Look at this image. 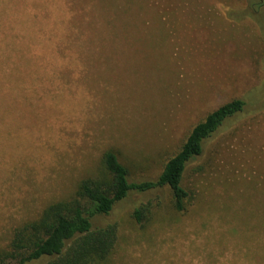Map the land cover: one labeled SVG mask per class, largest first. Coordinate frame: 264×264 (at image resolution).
Returning <instances> with one entry per match:
<instances>
[{
  "label": "rangeland",
  "instance_id": "1",
  "mask_svg": "<svg viewBox=\"0 0 264 264\" xmlns=\"http://www.w3.org/2000/svg\"><path fill=\"white\" fill-rule=\"evenodd\" d=\"M14 1H32L0 0L25 41L32 27L12 14ZM51 1L65 41L56 60L14 67L15 38L0 49L11 75L0 84V246L92 172L105 148L131 180L154 179L195 122L241 98L244 109L186 165L183 211L159 203L140 228L131 209L165 201L163 191L132 192L114 207L109 264H264V0Z\"/></svg>",
  "mask_w": 264,
  "mask_h": 264
},
{
  "label": "trees",
  "instance_id": "2",
  "mask_svg": "<svg viewBox=\"0 0 264 264\" xmlns=\"http://www.w3.org/2000/svg\"><path fill=\"white\" fill-rule=\"evenodd\" d=\"M31 1L29 7L13 2L15 10L12 14L19 13L22 22L30 23L25 26L32 27L24 35L25 41L18 34H12L19 17L7 21L3 17L7 12L6 6L0 5V49L15 38L11 41L16 49L14 67L29 63L33 57L42 63L47 59L56 60L57 57L51 53H58L60 43L65 44L58 31L54 34V22L50 20V12L55 9L52 1ZM8 9L10 11V6ZM39 11H45L47 16L43 25L35 18ZM29 17L33 18L32 21ZM72 56L76 64L77 55ZM6 61L7 57L0 51V84L11 78ZM18 76L17 82L21 81ZM244 105L243 99L232 98L207 112L189 128L154 179L131 180L129 170L117 151L105 148L95 169L79 177L67 194L46 202L34 217L23 219L13 227L8 242L0 246V264L111 263L118 239V224L111 216L114 207L132 192L163 191L165 201L161 200V195L150 196L131 209L129 216L140 228L155 220L161 209L159 203L164 202L175 211H183L191 198L190 191L183 184L186 165L202 154L206 139L226 120L238 115Z\"/></svg>",
  "mask_w": 264,
  "mask_h": 264
}]
</instances>
